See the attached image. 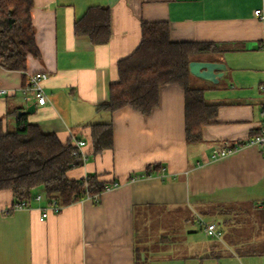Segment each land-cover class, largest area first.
I'll return each mask as SVG.
<instances>
[{"label":"crops","instance_id":"0c3cea01","mask_svg":"<svg viewBox=\"0 0 264 264\" xmlns=\"http://www.w3.org/2000/svg\"><path fill=\"white\" fill-rule=\"evenodd\" d=\"M96 7L111 12L104 44L74 30ZM257 9H264V0H34L41 58L29 56L24 73L0 68V89L6 90L0 94L1 133L15 128L24 112L30 124L63 142H86L87 160L68 178L97 174L106 186L120 185L97 202L82 199L43 221L44 191L35 192L28 207L12 210L13 192L0 190V264H264V156L247 144L262 126L264 20ZM143 23H167L173 42L224 49L197 59L225 64L218 82L227 80L222 89L204 80L217 115L198 143L186 140L179 84L161 86L149 115L130 106L98 110L119 79V61L139 47ZM38 72L48 75L45 105L23 91ZM101 122L112 124L113 144L95 153L90 125ZM202 220L216 223L223 237L209 236Z\"/></svg>","mask_w":264,"mask_h":264},{"label":"trees","instance_id":"16d2710c","mask_svg":"<svg viewBox=\"0 0 264 264\" xmlns=\"http://www.w3.org/2000/svg\"><path fill=\"white\" fill-rule=\"evenodd\" d=\"M33 7L34 0H0V68L24 73L29 56L41 58L31 17ZM110 17L107 7L91 8L75 23V33L87 35L94 44L107 43L111 36ZM213 52L222 53L224 49L211 43L173 42L167 23H143L139 47L119 61V79L111 85L109 99L98 110L114 113L130 106L149 115L159 104L161 86L179 84L185 91L186 140L200 142L202 128L212 123L217 106L207 103L205 88L191 84L189 64ZM90 128L95 153L112 147L111 123L101 122ZM1 132L0 190L13 192L14 205L23 201L30 204L38 188L44 189L49 202L56 199L63 206L105 190L106 183L97 174L77 180L68 178L69 170L83 165V160L73 155L75 144L30 124L26 113L17 114L13 131Z\"/></svg>","mask_w":264,"mask_h":264},{"label":"built area","instance_id":"2783aa9c","mask_svg":"<svg viewBox=\"0 0 264 264\" xmlns=\"http://www.w3.org/2000/svg\"><path fill=\"white\" fill-rule=\"evenodd\" d=\"M254 14L258 18H260L261 20H264V9H257V10H255ZM262 49L264 51V43H263ZM47 78H48V75L45 72H38V73H35L32 75H29V78L27 79V83L23 87L24 93L25 94L32 93V95H34L37 98V102L40 105H45L47 103V97H46L44 87H43V81H45ZM259 89H260V92L262 94V111H261L262 126L260 129V132L257 135L253 136L247 142V144H252V145L259 147L263 153V156H264V78H263L262 82L260 83ZM4 93H6V90L0 89V94H4ZM85 145H86L85 141H77L75 143L76 148L73 151V155L75 157L81 158L83 161L87 160V154L83 151V147ZM236 149H237V146L234 148H225V149H222L219 151L216 150L213 152L212 158L218 159L221 157H225ZM119 185L120 184L118 182H115L111 185H108L105 187V190L103 192L114 189V188L118 187ZM101 194H97L94 196L88 195L86 198H90L93 201L97 202ZM36 199L38 201H40V200H42V196L38 195L36 197ZM28 206H29V204L26 201H23L21 203L15 204L13 209H15V210L16 209H22V208H26ZM63 207L64 206L62 204H60L56 199L51 200L48 203V205L42 210V214H41L40 219L42 221L45 220L50 213H58L63 209ZM201 224L204 227V231L209 236L214 237L216 239H221L223 237V231L218 227V225L216 223H207V222L202 220Z\"/></svg>","mask_w":264,"mask_h":264},{"label":"water","instance_id":"95a60500","mask_svg":"<svg viewBox=\"0 0 264 264\" xmlns=\"http://www.w3.org/2000/svg\"><path fill=\"white\" fill-rule=\"evenodd\" d=\"M189 70L192 75L198 78L217 83L219 78L223 76V72L226 70V65L218 62L196 60L189 64ZM30 111V109L27 110V112ZM23 113L24 112H20L19 115Z\"/></svg>","mask_w":264,"mask_h":264},{"label":"rangeland","instance_id":"374dc122","mask_svg":"<svg viewBox=\"0 0 264 264\" xmlns=\"http://www.w3.org/2000/svg\"><path fill=\"white\" fill-rule=\"evenodd\" d=\"M264 78V77H263ZM191 84L192 85H194V86H197V87H203V86H205V82H204V80L203 79H201V78H198V77H194V78H191ZM226 78H223L220 82H218L216 85L220 88V89H222V88H224L225 87V83H226ZM204 88V87H203ZM15 128H14V126L12 127V125H11V128H10V131H13ZM44 190H43V188H38V189H36V190H34V193L35 192H43Z\"/></svg>","mask_w":264,"mask_h":264}]
</instances>
